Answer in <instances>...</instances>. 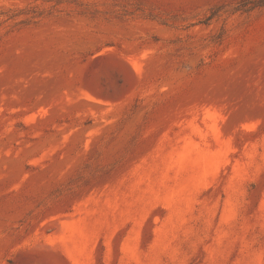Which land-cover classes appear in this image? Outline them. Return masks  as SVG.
Wrapping results in <instances>:
<instances>
[{"label":"rangeland","instance_id":"374dc122","mask_svg":"<svg viewBox=\"0 0 264 264\" xmlns=\"http://www.w3.org/2000/svg\"><path fill=\"white\" fill-rule=\"evenodd\" d=\"M0 264H264V0H0Z\"/></svg>","mask_w":264,"mask_h":264}]
</instances>
